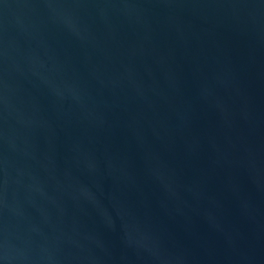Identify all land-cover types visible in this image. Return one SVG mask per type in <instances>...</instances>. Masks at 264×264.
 <instances>
[{"label":"water","instance_id":"1","mask_svg":"<svg viewBox=\"0 0 264 264\" xmlns=\"http://www.w3.org/2000/svg\"><path fill=\"white\" fill-rule=\"evenodd\" d=\"M0 264H264V0H0Z\"/></svg>","mask_w":264,"mask_h":264}]
</instances>
